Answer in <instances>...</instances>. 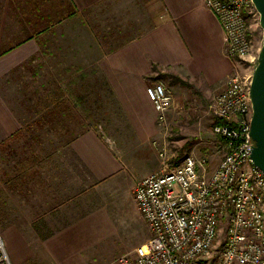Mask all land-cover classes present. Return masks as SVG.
I'll use <instances>...</instances> for the list:
<instances>
[{
    "label": "rangeland",
    "instance_id": "obj_1",
    "mask_svg": "<svg viewBox=\"0 0 264 264\" xmlns=\"http://www.w3.org/2000/svg\"><path fill=\"white\" fill-rule=\"evenodd\" d=\"M147 2L103 0L82 10L73 0H0V48L38 44L32 60L0 79V92L21 125L0 144V235L12 264H17L14 259L21 257L25 243L40 251L42 240L59 223L73 221L72 227L78 228L80 218L92 211L85 219L92 222L90 252L102 264H119L121 255H135L133 248L150 235L130 197L133 182L150 163L125 164L105 182V192L99 196L94 186H80L81 178L89 174L69 148L89 125L104 136L107 123L125 116L116 102L114 108L106 104L112 99L105 97L96 64L145 32ZM250 35L251 59L262 46L260 17L252 22ZM171 76L175 75L159 70L148 82H162L174 97L167 122L158 123V166L152 173L162 171L159 154L164 150L171 166L189 154L197 161L209 159L212 172L225 156L213 129L221 123L214 100L225 86L208 91L201 80L191 84Z\"/></svg>",
    "mask_w": 264,
    "mask_h": 264
},
{
    "label": "built area",
    "instance_id": "obj_2",
    "mask_svg": "<svg viewBox=\"0 0 264 264\" xmlns=\"http://www.w3.org/2000/svg\"><path fill=\"white\" fill-rule=\"evenodd\" d=\"M202 1L221 24L225 53L234 63L214 100L222 123L213 129L225 156L208 172L207 158L188 154L171 166L167 151L160 152L162 171L143 177L133 190L151 238L135 255H121L119 264H264V173L252 160L250 88L258 63V56L250 59V28L260 13L253 0ZM146 92L158 123H166L172 93L160 81ZM0 264H12L1 235Z\"/></svg>",
    "mask_w": 264,
    "mask_h": 264
},
{
    "label": "crops",
    "instance_id": "obj_3",
    "mask_svg": "<svg viewBox=\"0 0 264 264\" xmlns=\"http://www.w3.org/2000/svg\"><path fill=\"white\" fill-rule=\"evenodd\" d=\"M101 1L73 0L82 10ZM145 9L148 26L145 32L125 41L96 64L100 81L105 85V97L112 99L106 104L113 107L116 102L125 116L122 121L107 123L104 136L89 125L69 144L74 157L89 174L87 179L81 178L84 183L80 186H94L99 196L105 192V182L125 164L150 163L151 167L131 186L133 198L136 184L158 166L155 143L161 131L155 106L146 92L154 73L169 71L191 84L201 80L205 84L203 90L210 91L225 85L234 68L225 53L221 24L202 0H148ZM37 50L38 44L29 41L1 55L0 79L32 60ZM20 127L15 112L0 92V144L18 133ZM92 214L81 217L75 229L73 221L59 223L54 233L42 240L40 251L31 250L25 243L23 254L14 261L17 264H102L90 252L92 222L85 219ZM150 236L151 233L133 251L137 253Z\"/></svg>",
    "mask_w": 264,
    "mask_h": 264
},
{
    "label": "water",
    "instance_id": "obj_4",
    "mask_svg": "<svg viewBox=\"0 0 264 264\" xmlns=\"http://www.w3.org/2000/svg\"><path fill=\"white\" fill-rule=\"evenodd\" d=\"M260 13V24L264 34V0H253ZM251 83L252 120L251 137L255 145L252 160L264 173V36Z\"/></svg>",
    "mask_w": 264,
    "mask_h": 264
},
{
    "label": "trees",
    "instance_id": "obj_5",
    "mask_svg": "<svg viewBox=\"0 0 264 264\" xmlns=\"http://www.w3.org/2000/svg\"><path fill=\"white\" fill-rule=\"evenodd\" d=\"M10 49H6V50H2L1 48H0V56L1 55H3V54H5L7 51H9ZM154 70H157V67L156 66H154ZM168 75V74H167ZM171 78H173V80H176V79H178V78H176L175 76H171ZM221 123H222V120L220 121Z\"/></svg>",
    "mask_w": 264,
    "mask_h": 264
},
{
    "label": "bare ground",
    "instance_id": "obj_6",
    "mask_svg": "<svg viewBox=\"0 0 264 264\" xmlns=\"http://www.w3.org/2000/svg\"><path fill=\"white\" fill-rule=\"evenodd\" d=\"M142 250H144V247L142 248Z\"/></svg>",
    "mask_w": 264,
    "mask_h": 264
}]
</instances>
